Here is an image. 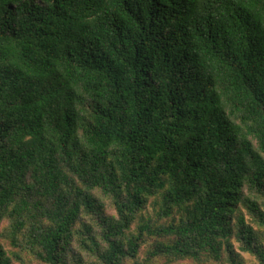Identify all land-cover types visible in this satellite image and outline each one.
Instances as JSON below:
<instances>
[{
    "label": "trees",
    "instance_id": "16d2710c",
    "mask_svg": "<svg viewBox=\"0 0 264 264\" xmlns=\"http://www.w3.org/2000/svg\"><path fill=\"white\" fill-rule=\"evenodd\" d=\"M264 264V0H0V264Z\"/></svg>",
    "mask_w": 264,
    "mask_h": 264
},
{
    "label": "rangeland",
    "instance_id": "374dc122",
    "mask_svg": "<svg viewBox=\"0 0 264 264\" xmlns=\"http://www.w3.org/2000/svg\"><path fill=\"white\" fill-rule=\"evenodd\" d=\"M242 259L244 264H256L255 258L247 253H242Z\"/></svg>",
    "mask_w": 264,
    "mask_h": 264
}]
</instances>
